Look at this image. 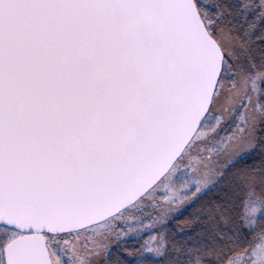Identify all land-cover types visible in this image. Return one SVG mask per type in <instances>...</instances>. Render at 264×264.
<instances>
[{
  "label": "snow or ice",
  "instance_id": "6c2138e0",
  "mask_svg": "<svg viewBox=\"0 0 264 264\" xmlns=\"http://www.w3.org/2000/svg\"><path fill=\"white\" fill-rule=\"evenodd\" d=\"M0 264H264V0H0Z\"/></svg>",
  "mask_w": 264,
  "mask_h": 264
}]
</instances>
